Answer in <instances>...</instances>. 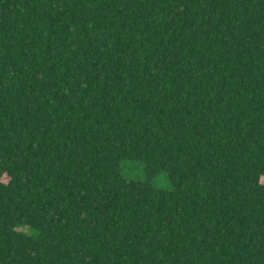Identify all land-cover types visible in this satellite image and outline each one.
I'll return each mask as SVG.
<instances>
[{
	"label": "trees",
	"instance_id": "obj_1",
	"mask_svg": "<svg viewBox=\"0 0 264 264\" xmlns=\"http://www.w3.org/2000/svg\"><path fill=\"white\" fill-rule=\"evenodd\" d=\"M0 264H264V0H0Z\"/></svg>",
	"mask_w": 264,
	"mask_h": 264
},
{
	"label": "rangeland",
	"instance_id": "obj_2",
	"mask_svg": "<svg viewBox=\"0 0 264 264\" xmlns=\"http://www.w3.org/2000/svg\"><path fill=\"white\" fill-rule=\"evenodd\" d=\"M121 170H122V176L125 178H133V179H143L144 178L143 165L139 161L122 160ZM150 182L153 186L158 187V188L167 189L170 187L169 180L163 171L157 173L151 179ZM24 229L25 231H29L26 228Z\"/></svg>",
	"mask_w": 264,
	"mask_h": 264
}]
</instances>
